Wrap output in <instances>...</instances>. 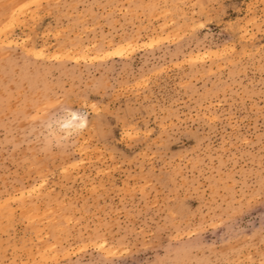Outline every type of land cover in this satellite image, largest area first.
Here are the masks:
<instances>
[{
  "label": "rangeland",
  "instance_id": "1",
  "mask_svg": "<svg viewBox=\"0 0 264 264\" xmlns=\"http://www.w3.org/2000/svg\"><path fill=\"white\" fill-rule=\"evenodd\" d=\"M0 264H264V0H0Z\"/></svg>",
  "mask_w": 264,
  "mask_h": 264
},
{
  "label": "clouds",
  "instance_id": "2",
  "mask_svg": "<svg viewBox=\"0 0 264 264\" xmlns=\"http://www.w3.org/2000/svg\"><path fill=\"white\" fill-rule=\"evenodd\" d=\"M42 123L47 129L45 149L49 150L79 136L88 124V115L73 108L70 102H62L58 110L43 119Z\"/></svg>",
  "mask_w": 264,
  "mask_h": 264
},
{
  "label": "snow or ice",
  "instance_id": "3",
  "mask_svg": "<svg viewBox=\"0 0 264 264\" xmlns=\"http://www.w3.org/2000/svg\"><path fill=\"white\" fill-rule=\"evenodd\" d=\"M122 53L120 51H116V52H109L108 55H121Z\"/></svg>",
  "mask_w": 264,
  "mask_h": 264
}]
</instances>
